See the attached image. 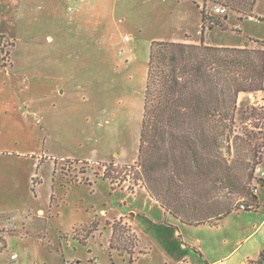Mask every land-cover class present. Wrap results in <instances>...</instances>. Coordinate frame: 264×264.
Instances as JSON below:
<instances>
[{
  "label": "rangeland",
  "instance_id": "374dc122",
  "mask_svg": "<svg viewBox=\"0 0 264 264\" xmlns=\"http://www.w3.org/2000/svg\"><path fill=\"white\" fill-rule=\"evenodd\" d=\"M198 4L0 0V69L13 66L0 71L7 82L0 90V264H244L258 257L264 211L235 213L218 227L185 225L128 168L138 157L153 41L198 44L204 33L212 45L239 39L242 47H264V0L251 15L227 8V21L209 2L217 23L203 22ZM238 100V128H251L241 112L264 105V91ZM258 196L264 205V185Z\"/></svg>",
  "mask_w": 264,
  "mask_h": 264
},
{
  "label": "trees",
  "instance_id": "16d2710c",
  "mask_svg": "<svg viewBox=\"0 0 264 264\" xmlns=\"http://www.w3.org/2000/svg\"><path fill=\"white\" fill-rule=\"evenodd\" d=\"M209 2L251 15L257 0H202V21L217 23L220 17L206 11ZM202 35L198 44L152 42L138 157L128 168L165 214L216 227L235 212L264 211L258 196L264 178L256 172L264 135L254 130L264 125V105L241 112L251 128L237 125L239 95L264 91V47H242L239 39L212 45ZM119 229L113 224V237ZM109 246L117 248L113 238ZM246 264H264V249Z\"/></svg>",
  "mask_w": 264,
  "mask_h": 264
},
{
  "label": "built area",
  "instance_id": "2783aa9c",
  "mask_svg": "<svg viewBox=\"0 0 264 264\" xmlns=\"http://www.w3.org/2000/svg\"><path fill=\"white\" fill-rule=\"evenodd\" d=\"M215 11L216 12H218V13H225L226 12V8L225 7H223V6H220V5H218V6H216L215 8ZM256 172H257V174L260 176V177H262V178H264V165H258L257 166V169H256ZM17 257V254H13L12 255V258H16ZM177 264H189V263H187V262H182V263H177Z\"/></svg>",
  "mask_w": 264,
  "mask_h": 264
},
{
  "label": "crops",
  "instance_id": "0c3cea01",
  "mask_svg": "<svg viewBox=\"0 0 264 264\" xmlns=\"http://www.w3.org/2000/svg\"><path fill=\"white\" fill-rule=\"evenodd\" d=\"M13 65H14V62H13ZM3 68H4V69H3ZM3 68L0 69V71H1V70H10V69L13 68V66H12V68H9V67H7V66H4ZM8 73H9V72H8ZM6 84H7V82L5 81V79L2 80V81H0V90H1V89H4L5 86H6ZM260 202H261V201H260ZM261 204H262V203H261ZM262 206L264 207V205H262ZM162 210H163V209H162ZM163 211H164V210H163ZM260 211H262V210H260ZM240 212H242V211H240ZM244 212H252V211H244ZM256 212H259V211H256ZM164 213H165V212H164ZM235 213H239V212H235ZM235 213H233V214H235ZM233 214H231V215H233ZM231 215H229V216H231ZM229 216H228V217H229ZM226 218H227V217H226ZM226 218H225V219H226ZM225 219L222 220V222H221L222 224H223V221H224ZM221 223H220V225H221ZM220 225H218V226H220ZM174 226H175V225H174ZM218 226H216V227H218ZM261 251H262V250H261ZM261 251H260V252H261ZM259 254H260V253H259ZM258 257H259V255H258ZM258 257H257V258H258ZM257 258H255V259H257ZM248 260H249V259H248ZM248 260H247V261H248ZM247 261L244 262V264H246Z\"/></svg>",
  "mask_w": 264,
  "mask_h": 264
}]
</instances>
